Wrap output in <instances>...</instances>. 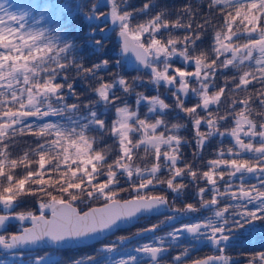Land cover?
I'll return each instance as SVG.
<instances>
[{
  "label": "snow or ice",
  "instance_id": "6c2138e0",
  "mask_svg": "<svg viewBox=\"0 0 264 264\" xmlns=\"http://www.w3.org/2000/svg\"><path fill=\"white\" fill-rule=\"evenodd\" d=\"M119 3L111 0L110 11L107 5L90 7L100 15L97 29L88 35L94 37L98 30L107 38V32L118 30L121 58L130 53L148 70L147 81L137 76L133 84L171 89L173 105L159 95L136 93V109L130 108L116 94L117 90L126 95L134 92L128 80L118 72L111 82L102 75L112 74L108 71L109 59L86 66L75 44L58 46L54 41L59 36L50 37L44 30L27 25V13L17 15L0 5V141H7L10 135L31 133L35 145L32 157L25 153L18 160L10 159L7 144L0 143V230L6 223L16 222L19 226L17 234H0V248L85 245L129 227L143 216L171 212L166 217L171 226L203 208L210 215L173 227L165 235H155L165 223L160 221L132 234L137 238L149 234V239L130 249L120 246L132 236L121 237L98 249L99 260L97 256H86L69 264H161L159 257L173 247L184 250L173 257L171 264H186L190 251L202 242L218 254L195 259L192 264H238L223 254L224 250L241 229L247 231L255 221H264V123L249 118L254 114L253 105L264 109V0H209L207 5L198 0L195 6L185 5L174 22L158 14L135 24L133 13L120 10ZM147 8L146 4L140 12ZM199 8H206V12ZM216 11L223 14V26L215 32L209 58L205 51L196 54L197 40L206 27H213L208 16ZM197 17L203 23L197 22ZM173 29L187 35L174 37ZM90 46L93 54L101 53L104 41L93 40ZM174 57H179L183 66L174 67ZM121 58L112 62L117 69L122 66ZM189 64L194 70H189ZM229 69L236 70V75L229 78L223 71ZM70 71L82 81L97 82L86 87L97 98L95 103L91 99L81 101L76 92L77 77L70 79ZM217 74L223 76L219 86L214 80ZM190 80L198 87L190 89ZM250 84L253 89L259 85L257 95L238 100L226 95V88L229 92H246ZM189 91L199 97L193 106L185 105ZM222 97L229 100L228 107L224 114L214 115L210 106L219 113ZM69 98L76 102L69 104ZM142 103L147 105L144 118L138 112ZM97 107L102 110H94ZM110 110L117 119H106ZM166 110L183 113L192 123L197 149H203L213 136H230L233 144L219 148L216 158L206 162L207 170L182 161L181 143L189 142L182 141L178 133L186 126L172 124L169 128L163 118ZM78 113L82 118L74 119ZM65 114L66 124L51 121V117L63 118ZM260 119L264 121V112ZM230 120L234 126L222 131L221 125ZM202 124L208 131H201ZM93 132H99L101 139L90 135ZM105 135L117 144L114 155L96 147L105 143ZM134 150L150 154V166H134ZM33 161L35 168L30 166ZM18 167H23V175L13 171ZM164 173L166 179L162 178ZM186 178L196 189L199 208L186 202L182 208H173L166 195L156 194L162 188L176 198L182 197L188 187L182 182ZM25 196L34 199L35 211L17 213ZM182 239H188L189 244L182 245ZM108 254H116L119 259ZM32 264L60 262L46 254L33 257ZM249 264H264V252L253 256Z\"/></svg>",
  "mask_w": 264,
  "mask_h": 264
},
{
  "label": "trees",
  "instance_id": "16d2710c",
  "mask_svg": "<svg viewBox=\"0 0 264 264\" xmlns=\"http://www.w3.org/2000/svg\"><path fill=\"white\" fill-rule=\"evenodd\" d=\"M100 0H75L74 3L77 5L73 9V13L63 15L62 22L66 23V29L64 31H67L65 33L66 42L70 44H75L76 48L79 49L80 56L84 57V64L86 66H90L95 62L100 61L103 58H107L110 61L109 65V72L112 74H108V72L102 73L104 76V79L106 81L111 82L115 79V73H120L123 75L127 80L128 83L132 85L134 88V92L132 94L126 95L122 90H117V96L123 97L127 103L128 106L132 109H136V93H144L146 96H155L159 95L161 99H164L166 103L169 105H173V98L171 96V89L166 88L165 86L161 85L158 88H150L148 83H144L141 85H135L133 84V79L137 76H141L144 78L145 81H147V71L146 70H140V69H129L126 67L124 58H121L120 56V45L119 41L116 37L117 31L113 32H107V38L103 36L98 30L96 31V34L94 37L89 36L88 32L90 30H96L97 25L87 21L86 17H89L90 20H93L97 17H99V12L93 13L90 11V7L93 4H97ZM198 0H120L119 3V9L120 10H127L130 13H133L132 17V23L135 24L137 21L139 22H145L147 20H150L154 18L158 14H162L164 18L169 20L170 22H174L178 15H182L180 10L187 4H192L193 6L197 5ZM199 3L207 5L209 3V0H199ZM148 5V8L145 12L141 13L140 10L144 8L145 5ZM106 3H104L101 0V8H103ZM111 0H109V5H107V11H110ZM216 7V6H214ZM198 11L206 12V8H199ZM69 15V16H68ZM209 20L211 21L213 27H206V29L201 33V39L197 40V52L196 54H199L200 51H205L208 53L209 58L212 56V49L215 44V32L222 29V19L223 14L221 11H216L214 14H210L208 16ZM183 19L186 21L187 17H183ZM197 22L203 23V20H201L199 17L196 18ZM62 27V26H61ZM103 27V25H101ZM196 25L193 24V28L195 29ZM163 32V30H162ZM172 35L183 37L184 35H187L183 30H172ZM166 38V34H165ZM93 40H102L104 41V47L101 53L93 54V48L90 46L91 42ZM239 42H244L243 40ZM121 58V67L117 69L113 66V63L116 59ZM223 59V57H221ZM173 65L174 67H180L183 66V62L179 57L173 58ZM189 70H194L192 68V65H188ZM227 73L228 77L231 78L233 75H236V72H232V69L229 70H223ZM69 78L77 77V73L74 71H70L68 73ZM215 83L219 86L223 84V76L220 74H217V76L214 78ZM255 83V81H253ZM97 84L96 81H82L77 77L76 81V92L80 96V99L82 102H87L88 100H93V103H95L96 99L95 97H92L91 94L86 91L87 86H95ZM197 84L194 81L189 82L190 89L195 88ZM230 85H231V79H230ZM249 91H240V92H229L228 89H225L226 95L229 97V99H243L245 96L248 95H257L259 85H257L256 89H253L251 84L248 86ZM3 89H0L2 91ZM213 91V89L210 88V94ZM222 99V104L219 106V113H216L215 107L210 106V110L213 111L214 115H222L225 113L229 100H226L224 97ZM199 100L198 96H195L192 94L191 91H189L188 96L185 98V105L186 106H193L197 101ZM76 102L74 99L69 98L68 103H74ZM119 103V102H117ZM97 111H101V108L97 107ZM83 108L81 109V113H83ZM147 111V105L142 103L139 106L138 112L141 118H144V114ZM199 111V109H198ZM264 112V109L259 108L256 105H253V115L250 116V119L255 120L256 122H260V113ZM81 113H79L81 115ZM65 116H68L65 114ZM169 125V128H171L172 124H181L185 125L186 127H182L183 131H179L178 135L181 137V140H187L189 143L184 144L181 143L180 146V152L182 153L181 160L186 161L191 164L199 165L200 169L207 170L206 162L216 158V152L219 148L227 149L233 144L232 138L229 136H213L209 140L206 141L203 149H197L195 136H194V128L192 123H190L184 116L183 113H179L178 111H167L166 114L163 117ZM109 121L115 120V113L114 110H110L108 112V115L106 117ZM234 126V121L230 120L227 123H224L221 125V130L223 131L225 128H230ZM201 131H208L205 125H201ZM90 135H93L97 137V139H101V134L99 132H93L90 133ZM183 136V137H182ZM136 137H133L135 139ZM103 140L105 143L103 144H97L96 147H99L101 149H104L106 152H111V154H115L117 151V144L114 142V140L109 139L106 135L103 137ZM0 143H6L7 148L6 150L9 153L10 159H22L25 153H27L30 157H32L33 149L35 148V145L33 144L31 133H25V134H16L15 136H9L7 141H0ZM35 160H38V156L35 157ZM152 157L151 155H145L143 151H135L133 154V165L134 166H150L152 163ZM161 163L163 164V159L161 160ZM183 166V163H181ZM31 167L35 168V161L30 165ZM179 166V165H178ZM6 171H9V169L6 168ZM17 175H23V167H18L17 169L13 170ZM47 178V176H46ZM162 178H167V173H164L162 175ZM121 182H124V178H121ZM179 182V178H178ZM183 183L187 184L188 187L185 190L183 197L180 198H174V195L171 191H164L162 188L156 190V194H163L166 195L168 200L172 199L175 203H180L182 207H184V203H193L198 208L200 207L197 199L195 198V191L196 189L192 186V184L189 182V180L186 178L182 181ZM200 186H204V183L201 181ZM221 189L223 188L220 184ZM126 187V185H125ZM187 195V197H185ZM174 198V199H173ZM23 202L21 203L20 207L17 208L16 212L20 211H28L32 210L35 211L36 203L34 199L30 196L22 197ZM189 200V201H188ZM26 207V208H24ZM2 212V211H1ZM200 213H203V209L199 211ZM197 212V213H199ZM118 230L116 233H119ZM115 234V233H114ZM81 248V247H79ZM258 252H261V249L258 250ZM245 253L246 262L249 263V260L256 256V254H249L247 252ZM238 257L240 255H237ZM242 256V255H241Z\"/></svg>",
  "mask_w": 264,
  "mask_h": 264
},
{
  "label": "flooded vegetation",
  "instance_id": "af4514ba",
  "mask_svg": "<svg viewBox=\"0 0 264 264\" xmlns=\"http://www.w3.org/2000/svg\"><path fill=\"white\" fill-rule=\"evenodd\" d=\"M228 177L226 176L225 179ZM168 201H172V199H169ZM173 202V201H172ZM175 208L176 206H171ZM0 214H3V212L0 211ZM172 215L171 212L165 211L164 213L160 215L155 216H148V217H142L139 219V221L134 224L132 227L128 229H123L122 231H119L120 233H130L129 236H132L131 239L127 240V243L124 244L123 248H132L133 246L137 245L138 243H141L143 241H146L149 239V234H145L142 237H135L134 233L137 232V230H142L145 228H149L150 226L157 224L159 220L165 221L164 224H162L159 228L156 229L155 235H165L167 232H169L173 227H178L180 224L183 223H190L197 219L203 218L205 216L210 215V212L207 209L203 210V213H197L195 218H188V217H182L180 220L176 221L175 224H172L169 226V224L166 221V217ZM142 226H145V228H142ZM18 224H9L8 228L4 232H0V234H5L6 236H10L11 234H17L18 233ZM119 233H116L108 236L107 238L98 241L96 243H93L91 245L81 247L78 249L70 250V252L76 253L72 255H68L65 258H59V253L66 252V250L63 251H57V250H39V251H33V252H6L5 249L0 248V264H4L2 259H6L7 264H12L14 261L9 262L8 259L13 260L15 258V261L19 260V263L24 258L26 260L25 264H32V258L33 257H41L46 254H50L54 259L58 260L60 264H69V261H71V256H73V260L76 258H83L86 256H97V259L99 260L100 257L98 255V249H101V246H103V243L113 239L117 238L116 236ZM263 236V239L261 237ZM256 237L255 240L252 238ZM182 245L187 246L189 244L188 239H182L181 241ZM261 249V252H264V221H255L254 226H249L248 230L241 229L236 236L232 239L231 245L224 250L225 255H227L230 260H238V264H247L245 253L247 252L249 254H256L258 255V250ZM183 247H173L169 248L167 253L160 257L161 264H171V261L174 256L180 254L183 251ZM218 254L214 251L213 247L210 246L207 242H202L195 248H193L190 251V254L188 257L185 258L186 264H192V262L195 259H203L208 255H215ZM237 255H240L239 257ZM242 255V256H241ZM15 264H17L15 262Z\"/></svg>",
  "mask_w": 264,
  "mask_h": 264
},
{
  "label": "rangeland",
  "instance_id": "374dc122",
  "mask_svg": "<svg viewBox=\"0 0 264 264\" xmlns=\"http://www.w3.org/2000/svg\"><path fill=\"white\" fill-rule=\"evenodd\" d=\"M74 1L75 0H0V5H3L4 8H6L9 12H12V13L17 14V15L27 13L26 22H27L28 26L33 27L35 29L44 30L45 33L50 37L59 36V39L55 40L54 42L58 46H63L64 43L66 42L65 33H67V31H64V29H66L65 27H66L67 22H62V18H63V15L71 14L74 12L73 8L77 6L74 3ZM102 1L104 3H106L107 5H109V0H102ZM97 4L100 5L101 0ZM0 15H3V12H0ZM97 18H95L93 20H90V18H87V21L97 25ZM237 23H239V21ZM262 25H264V21H262ZM234 30H235V26H234ZM117 35H118V32L116 34V37H117ZM241 40H243V39H241ZM146 71L148 72L147 69H146ZM232 72H236V70L232 69ZM148 86L150 88L156 87L152 84H149ZM196 87H198V85H196L195 88ZM115 117H116V115H115ZM77 118H82V115H80L79 113L76 114L74 119H77ZM116 119H117V117H116ZM51 121L66 124L68 122V116H64L63 118H61L59 116L51 117ZM165 121H168V120H165ZM259 123H264V121L261 120L260 122H257V124H259ZM180 130L183 131L182 128ZM179 166L182 167L181 163L179 164ZM193 166L195 167L196 165L193 164ZM203 170H205V169H203ZM220 184L223 187V182H220ZM182 197L184 198V196H182ZM185 197H187V195ZM174 198H176V197H174ZM169 205L182 208V205L180 203H175L172 201H169ZM24 208H26V207H24ZM196 214L197 213L191 214V218H195ZM160 221H162V220H159L158 222H160ZM142 228H145V226H142ZM131 233L132 232L120 233L116 236L117 238L110 239V240L104 242L103 245L108 244V243H113V242L117 241L118 238H121V237H128L129 234H131ZM252 239L255 240L256 237H253ZM261 239H263V236L261 237ZM122 246L123 245H121L120 247H122ZM102 247L103 246H101V248ZM72 254H76V253H73L70 251L61 252V253H59V258L63 259L65 257H67L68 255H72ZM108 255L112 256L115 259H119V256L116 254H108ZM2 260H4L3 261L4 264H7L6 259H2ZM71 260H73V256H71ZM8 261L9 262L14 261L12 264H15V262L17 264H25L26 263V260L24 258L22 259V261L20 263H19V260L15 261V258H13V260L8 259ZM235 261L238 262V260H235ZM247 264H249V263H247Z\"/></svg>",
  "mask_w": 264,
  "mask_h": 264
},
{
  "label": "water",
  "instance_id": "95a60500",
  "mask_svg": "<svg viewBox=\"0 0 264 264\" xmlns=\"http://www.w3.org/2000/svg\"><path fill=\"white\" fill-rule=\"evenodd\" d=\"M118 37V35H117ZM118 39V38H117ZM119 41V39H118ZM119 45H120V48H121V43L119 41ZM124 60H125V64H126V67L129 68V69H140V70H146L142 65H140L136 60H135V57L132 55V54H125L123 56ZM165 211H162L160 214L164 213ZM158 214V215H160ZM150 216H155V215H150ZM143 217H148V216H143ZM142 218V217H141ZM16 222H12V223H6V227L3 228L2 230H0V232H4L6 231V229L8 228L9 224H14ZM137 222H134L133 224H131L129 227H124V228H121V229H128L130 227H132L134 224H136ZM119 229V230H121ZM118 230L114 231L113 233H111L110 235H107V236H100L97 238V240H93V241H90L88 242L87 244L85 245H70V246H65V247H61V248H57V246L55 245H49V246H44V245H39V246H35V245H29V246H26L24 247L23 249H15V250H7L5 249L6 252H18V251H23V252H27V251H34V250H39V249H56V250H63V249H72V248H79V247H85V246H88V245H91L93 243H96L98 241H101L105 238H107L108 236H111L113 235L115 232H117ZM164 256V255H163ZM160 258V257H159Z\"/></svg>",
  "mask_w": 264,
  "mask_h": 264
}]
</instances>
